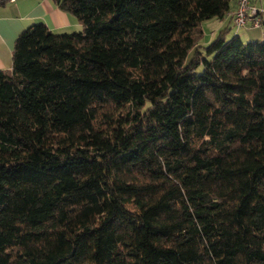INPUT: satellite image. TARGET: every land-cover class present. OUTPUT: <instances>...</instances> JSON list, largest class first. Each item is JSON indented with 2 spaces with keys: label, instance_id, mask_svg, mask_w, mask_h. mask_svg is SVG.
Here are the masks:
<instances>
[{
  "label": "trees",
  "instance_id": "1",
  "mask_svg": "<svg viewBox=\"0 0 264 264\" xmlns=\"http://www.w3.org/2000/svg\"><path fill=\"white\" fill-rule=\"evenodd\" d=\"M50 1L82 31L0 71V264H264V40L199 45L231 0Z\"/></svg>",
  "mask_w": 264,
  "mask_h": 264
},
{
  "label": "crops",
  "instance_id": "2",
  "mask_svg": "<svg viewBox=\"0 0 264 264\" xmlns=\"http://www.w3.org/2000/svg\"><path fill=\"white\" fill-rule=\"evenodd\" d=\"M239 1L231 0L229 12L222 19H214L212 23H209L207 32L210 33L207 35L209 37L205 44L213 40L220 31L227 29L229 32L230 26H233L232 16ZM247 1L250 6L264 8V0ZM35 23L46 25L49 30L56 34L77 32L82 28L73 17L60 11L50 0H11L0 5V71L11 69L12 51L16 38L25 28ZM203 23L201 30L204 38ZM259 32V37L255 35L253 40H264V31ZM234 34L238 35V31ZM240 39L242 40L241 37Z\"/></svg>",
  "mask_w": 264,
  "mask_h": 264
},
{
  "label": "built area",
  "instance_id": "3",
  "mask_svg": "<svg viewBox=\"0 0 264 264\" xmlns=\"http://www.w3.org/2000/svg\"><path fill=\"white\" fill-rule=\"evenodd\" d=\"M232 24L237 31L245 28L264 27V8H256L250 6L247 0H240L232 16Z\"/></svg>",
  "mask_w": 264,
  "mask_h": 264
},
{
  "label": "rangeland",
  "instance_id": "4",
  "mask_svg": "<svg viewBox=\"0 0 264 264\" xmlns=\"http://www.w3.org/2000/svg\"><path fill=\"white\" fill-rule=\"evenodd\" d=\"M213 21H214V19L208 20L206 22L204 21L202 26H203V29H205V36H204L203 39L200 40V42H199L200 46H204L205 45L206 40L209 37L207 35H209V33H210V32H207L208 31L207 27L209 26V23H212ZM81 29L79 31H82ZM79 31H77V32H79ZM236 31L237 30L233 26H230L229 32H227L226 35H225L226 39H229ZM259 31H264V28H261V29H254V28L241 29V30L238 31V35L242 38V42L243 43H247L248 41H253V38L255 37V35L257 37H259V34H258V33H260ZM228 33H231L232 35L228 34ZM201 53L204 54V51L202 49H201ZM191 55H192V52L189 54L188 59L191 58ZM200 71H201V67H199L196 70V72H200Z\"/></svg>",
  "mask_w": 264,
  "mask_h": 264
}]
</instances>
